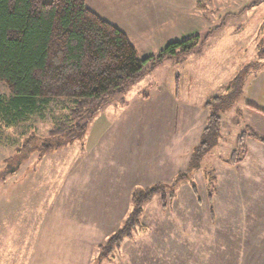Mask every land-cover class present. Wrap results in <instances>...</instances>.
Here are the masks:
<instances>
[{
    "label": "rangeland",
    "instance_id": "obj_1",
    "mask_svg": "<svg viewBox=\"0 0 264 264\" xmlns=\"http://www.w3.org/2000/svg\"><path fill=\"white\" fill-rule=\"evenodd\" d=\"M86 6L124 32L139 59L156 55L168 38L215 35L200 56L166 61L111 98L81 141L47 155L37 146L59 123L74 124L72 99L36 100L8 121L0 109V264H264V178L241 192L235 177L245 171L217 164L240 150L239 135L264 140V123L260 134L253 125L255 116L264 119V0H86ZM245 67L241 97L220 115L219 145L170 190L188 169L166 181L182 168L176 152L190 161L207 124L204 103L226 94ZM10 101L0 84L1 107L10 109ZM205 170L222 186L231 179L232 196L243 193L244 202L221 201ZM154 184L165 186V205L158 195L145 203L131 237L98 262L100 247L130 215L133 192Z\"/></svg>",
    "mask_w": 264,
    "mask_h": 264
},
{
    "label": "trees",
    "instance_id": "obj_2",
    "mask_svg": "<svg viewBox=\"0 0 264 264\" xmlns=\"http://www.w3.org/2000/svg\"><path fill=\"white\" fill-rule=\"evenodd\" d=\"M213 35L211 31L170 42L156 55L139 59L127 35L89 10L86 0H0V84L11 96L10 109L0 105V112L8 121L31 111L36 100L72 99L74 109L70 117L74 124L67 127L59 123L37 146L40 155H47L81 141L111 98L123 96L164 62L182 64L189 57L200 56ZM246 68L230 80L226 94L204 103L203 107L209 110L207 124L193 148L187 171L177 175L170 190L189 179L203 157L219 145L220 115L241 97ZM119 103L121 107L126 105L124 98ZM248 138L264 145V140L253 132L239 135L236 144L240 150L231 152L225 161L227 165L241 162ZM205 174L213 190L216 179L212 170H205ZM164 187L154 184L133 192L132 211L123 226L100 247L98 262L131 237L145 203L158 195L162 206L165 205Z\"/></svg>",
    "mask_w": 264,
    "mask_h": 264
},
{
    "label": "crops",
    "instance_id": "obj_3",
    "mask_svg": "<svg viewBox=\"0 0 264 264\" xmlns=\"http://www.w3.org/2000/svg\"><path fill=\"white\" fill-rule=\"evenodd\" d=\"M150 1H152V0H150ZM146 7L147 6L144 5L142 8H146ZM181 8H183V7H181ZM167 41L174 42V41H177V40L176 39L175 40H171V38L170 39L168 38ZM106 107H107L106 109L108 110V105ZM124 108H126V105L124 106ZM261 118H263V117L255 116L253 118V125L255 127V130H257V132L259 130H261L259 128V124L264 123V119H261ZM247 143H248V149L250 150V148H252V150H253V151L250 150L251 157L249 158V150H248V153L246 154L244 160L237 167H232V166H229V165H227L225 163V160H227L229 158L231 152L229 153L228 158H226V159L225 158H220V157L217 158V162H218V159H219V162L217 164L222 166V164H221V162H222L233 173L237 172V173H240V175L243 176V172L245 171V175L242 178L238 179L237 177H235L237 179V184H239V186H238L239 188L238 189L241 192H243V185H244V187H246V185H248V186L252 185L253 183H257L256 180L264 178V146L261 145L259 142H256V141H253V140H249ZM253 152H254V155H253ZM252 155H253V157H252ZM176 156H177V158L183 159V161L181 162L182 163V168L181 169H175L170 174L167 173L166 177H168V179L166 181H169L171 179L173 180L180 170H183V169L185 170L188 167L189 156L187 158H183V157H181L179 151L176 152ZM231 181H232L231 179L228 182L225 181L226 183H224L223 186L221 184V179L216 181L217 182V186L219 185L218 197H220L221 198L220 200L224 201V202L225 201L226 202L227 201L230 202V201H234V200H236L237 202L239 200L243 201V198H244V196H242L243 193H240L239 195L235 194V195L232 196L233 190H231ZM262 183H264V180H263ZM229 207H233V204L229 205ZM255 249H256V247L253 248V250H255ZM259 264H260V262H259Z\"/></svg>",
    "mask_w": 264,
    "mask_h": 264
}]
</instances>
